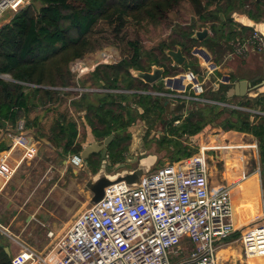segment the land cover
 Instances as JSON below:
<instances>
[{
	"label": "trees",
	"instance_id": "1",
	"mask_svg": "<svg viewBox=\"0 0 264 264\" xmlns=\"http://www.w3.org/2000/svg\"><path fill=\"white\" fill-rule=\"evenodd\" d=\"M38 9L32 5L15 13L8 24L0 28V75H7L11 81L0 78V126L14 123L30 112L29 105L38 101L42 105L55 103L58 92L50 88H69L73 85V76L69 71L72 61L82 59L88 52L96 49L93 32L104 23L112 28L116 39L130 22L169 24V14L183 1H187L200 21L209 24L211 37L202 42L192 39V33L182 32L170 44H161L160 58H151L148 54L147 67L142 64L143 50L138 40L126 42L128 54L114 65H100L91 74L92 85L99 89L132 91V94L84 93L76 107L85 110V121L96 141L114 136L107 149V161L122 163L131 136L126 133L134 121L139 118L152 127L162 122L165 114L163 102L150 95H138L135 92L148 91L150 86L136 79L132 71H148L157 65L164 69L163 78L175 77V69L164 52L176 46L181 47L183 55L193 58L195 47H205L211 55L217 54L215 46L221 41L231 42L235 32L229 31L230 0H35ZM223 15L224 20L220 18ZM166 25V26H167ZM192 29V28H191ZM240 40V39H239ZM122 41V40H121ZM238 40H234L235 43ZM195 54L204 63L209 55L203 50ZM191 65L196 61H190ZM186 67V72H187ZM174 70V71H173ZM193 80L191 75L166 80V85L182 90L186 81ZM21 83L37 87L26 88ZM25 89H28L25 92ZM199 89H197L198 92ZM93 98H89L90 95ZM131 104V105H129ZM132 107H136L133 109ZM140 109V110H139ZM141 111V113H140ZM217 110L213 106L194 109L177 126L172 117L167 124V136L163 138L167 149L173 148L176 158L172 161L192 156L183 145V137H193L208 125H220L223 130H250L248 117L239 112ZM235 117L237 122H233ZM55 129V130H54ZM259 140L260 161L264 164V124L252 128ZM55 131V132H54ZM52 134L54 138L66 141L64 149L68 151L77 137L75 125L64 119L56 122ZM77 151V150H74ZM96 173L100 163V154L96 155ZM92 165V164H91ZM110 166V165H109ZM219 257L228 256L220 252ZM0 264H10L5 252L0 249Z\"/></svg>",
	"mask_w": 264,
	"mask_h": 264
},
{
	"label": "built area",
	"instance_id": "2",
	"mask_svg": "<svg viewBox=\"0 0 264 264\" xmlns=\"http://www.w3.org/2000/svg\"><path fill=\"white\" fill-rule=\"evenodd\" d=\"M23 5L24 0H0V20L6 13ZM251 36L249 45L240 40L233 43V52L245 55L247 46L257 52L264 51L262 38L257 33ZM101 63L103 61L97 58L94 66ZM69 71L77 81L88 67L85 61L75 60L69 64ZM21 85L37 87L26 83ZM50 89L69 91V88ZM77 91L83 92L82 89ZM162 95L173 98L169 94H153ZM192 100L198 101L196 98ZM218 105L230 110L234 108L227 104ZM180 123L181 119L175 120L173 126ZM15 130L23 132L24 123L19 122ZM17 144L22 154L14 166L11 151L0 156V194L19 165L35 155L34 148L25 138ZM81 163L79 156L70 158V164L75 168ZM208 173L204 159L190 157L152 169L140 177L137 186L118 182L105 187L102 199L81 211L50 248L56 262L171 264L169 253L179 257L185 251H181L182 246L188 249L192 245L188 254L175 264H228L227 260L218 257V253L232 244L239 247V256L232 264H251L252 259H264V219L259 226L239 230L234 224L232 188L211 186ZM238 232H241L240 237L233 240ZM0 234L18 247L10 264H50L47 255L35 252L15 239L1 224ZM52 236L53 233L49 232L48 237Z\"/></svg>",
	"mask_w": 264,
	"mask_h": 264
},
{
	"label": "crops",
	"instance_id": "3",
	"mask_svg": "<svg viewBox=\"0 0 264 264\" xmlns=\"http://www.w3.org/2000/svg\"><path fill=\"white\" fill-rule=\"evenodd\" d=\"M221 2L224 3L225 0H221ZM230 4L227 18L231 23L228 29L231 32H235L234 40L240 39L241 42H245L249 45L248 42L252 37L251 35L257 33V35L264 41V0H230ZM11 18L12 16L10 14L3 17L0 20V28L8 24ZM210 36L211 33L206 39H209ZM234 40L231 42L221 41L219 45H216V47L218 46V48H220L216 51L218 53V56L216 55L217 59L212 58L211 54L208 53L205 47L193 48L191 54L194 59L196 57L197 65L189 64L190 61L186 58L184 65L181 67L183 68V73L175 77L163 78L161 86L166 85V80L180 76L191 75L193 80L186 81L182 90L173 89L166 85L169 88L168 94L172 95L173 98L168 97V99L163 96L161 99H168L172 103L184 102L186 104V109L182 115L181 121L192 110L189 106H194V109L213 106L216 107L217 110H225L226 114L233 111L239 112L248 117V124L251 127L250 130H239L235 128L226 131L223 130L220 125H208L203 128L200 132H204V137L200 132L193 136L195 138L194 144L198 145V152L191 156L200 157L207 163L209 168V183L211 186H228L232 188L234 214L239 216L243 207H245L246 211L250 210L252 205L261 197L258 194V184H256L255 180L256 176L252 175V173L249 174L247 169L248 163L244 158L243 152L251 148L259 149V140L254 136L252 128L259 124H264V51L257 52L253 50L251 53L238 55L232 50ZM248 48L250 49V47ZM199 49H203L209 55L207 64L195 54V50ZM101 55L106 56V54H100V56ZM100 56L96 58L94 57L91 61L85 60L88 71L78 79L77 83L73 80L72 87H69V91H67L69 93L57 91V102L42 105L38 101H35L29 105L30 112L28 114L21 116L14 123H4L3 126H0V148L3 147V145L6 147L4 150L0 151V156L3 153L11 151V164L14 166L18 163L22 154V150L17 144L18 142H22V139L25 138L34 148L35 155H37L39 153L40 145L36 141H40L43 143V146H49L55 151V153L57 152L63 157V159H61V165L58 167V171L62 175L55 184H65L66 181H69L70 184H79V181L81 182L80 184H85L89 173L95 172L94 167L97 158L96 155L99 153L90 154L87 159L81 158L82 163L79 168H75L70 164V158L72 156L80 157V154L86 147L93 143L99 145L106 138L99 141L95 140L91 129L87 126L84 118L86 111L80 110L76 107L77 101L84 93H134L132 91L108 90L92 87L91 74L99 66L95 67L94 62L97 58H100ZM169 65L172 66L171 69H175V71L181 69L173 66L172 63ZM187 66L188 68L186 72ZM80 81H89L90 85L88 87H81L79 86ZM77 89H82L84 91L80 94ZM197 89H199L198 92ZM27 90L28 89H25V92ZM135 93L138 95H150L153 98H159L153 96V94L161 93L160 85L157 83L151 85L148 91H139ZM180 96L184 98L182 99ZM89 98L92 99L93 95L91 94ZM193 98L198 99V101H193ZM64 101L66 102L64 103L66 105L62 106L61 103ZM218 104H227L234 108L230 110ZM132 108L136 109V107ZM62 119L66 122L73 123L77 131L75 142L68 151L64 149L66 141H62L59 138L55 139L52 134L56 122ZM237 120L238 119L235 117L233 122H237ZM19 122L24 123V131L21 133H18L15 130ZM143 122L145 123V121L137 118L134 123L128 127L126 133L131 136L133 142L142 139V136H139L136 131L141 124L145 128ZM193 137L185 136L182 139H184V143L186 141L191 144L190 141ZM189 144L186 145L189 147ZM188 147L187 149H189ZM228 161L230 165L226 166ZM24 163H28V161H25ZM259 163L260 165L263 164L260 160ZM117 164L119 163H109L108 166H116ZM22 165L23 162L19 165L16 172L21 169ZM55 166V164L47 166L44 171L45 174H55L57 171ZM70 169L71 173L76 175V177L68 175L69 180H66L65 175L66 173L68 174ZM14 179L12 181H14V183L17 182L18 179ZM3 245L4 242H0V249L3 251L4 249H7L8 251V253L4 251L7 258L11 259V256L18 251L17 248V250L11 254L8 246L3 247ZM220 252H224L228 255L230 253L236 254L233 250L229 252L227 249H223L219 251V253ZM39 253L45 254L46 252ZM10 259H8L9 262Z\"/></svg>",
	"mask_w": 264,
	"mask_h": 264
},
{
	"label": "rangeland",
	"instance_id": "4",
	"mask_svg": "<svg viewBox=\"0 0 264 264\" xmlns=\"http://www.w3.org/2000/svg\"><path fill=\"white\" fill-rule=\"evenodd\" d=\"M29 5H32L35 9L40 7V4L35 0H24V5L22 7L16 11L6 13L4 17L9 14L13 16L15 13ZM168 21L170 23L168 25L166 24L167 26L160 23H142L138 25L135 22L130 21L122 30L121 34L118 35V38L122 41L116 39L112 28L104 23H100L93 32L94 46L96 45L98 47L95 46V50L88 52L82 59L78 60L91 61L94 57L96 58L100 56V54H106L107 56H111V58H108V61H105L100 65H114L120 62V60L128 54L126 42L138 40L144 52L142 56V64L147 67L149 63L147 61V59H149L148 54H150L151 58L159 59L160 56L157 48L163 43L170 44L179 37L180 33L189 31L194 33L200 32L204 29L208 30V35L211 33L209 24L203 23L196 15H194L192 7L187 1H183L176 10L169 14ZM173 49H175V47ZM214 49L217 51L220 48L215 46ZM246 50L247 54L253 51L250 50L248 46L246 47ZM217 54L211 55L212 58L217 59ZM184 56L187 60L189 59V61L192 62L197 60L196 57L195 59H191L186 55ZM100 57L103 58L104 55H101ZM152 66L158 67L155 64ZM165 66L169 69L172 68V66L167 63ZM173 73L181 74L183 73V68L177 69ZM0 77L6 81H10L11 79L7 75H0ZM74 82L77 83L78 80H74ZM79 84L81 87H88L90 82L80 81ZM158 84L161 87L160 81ZM64 103L66 102H62L61 105H66ZM225 116L226 114L223 117ZM171 119L172 117L169 115L163 114L162 122H158L152 127L148 126L146 122H143L145 128L142 124L141 126L139 125L136 133L139 136H142V139L136 142H133L132 140L129 142L128 150L125 153V159H127L128 156H136L139 158L141 157V154L154 155L157 159L153 169L172 162L176 158L175 151L173 148L167 149L165 143H163V138L168 134L167 124ZM181 141H183V145L185 146L189 144V142L187 143L186 141L184 143V139H181ZM36 142L40 145L39 153L33 155V158H31L28 163H23L21 169L15 173L14 177L6 184L0 194V224L6 228L15 239L30 247L35 252H46L45 255L48 256V262L50 264H58L56 262V256L50 248L55 244L58 238L64 234L70 222L90 205L91 194L85 189L84 184H80V181L79 184H70L69 181H66L65 184H55L62 175L59 173L58 167H60L61 159H63V157L57 152L55 153V151L49 146H43V143L40 141ZM5 148V145H3V147L0 148V151ZM188 148L187 151L191 152L192 155L198 152V145L194 144V142L189 144ZM243 154L248 163L247 169L249 174L252 173V175L256 176L255 180L256 184H258V194L261 197L252 205L250 210L246 211L245 207H243L239 216L234 214V224H236L239 230H246L248 228L259 226L264 219V164L260 165L259 163L260 150L258 148H251L243 152ZM53 164L56 165V173L45 174L44 171L46 170V167ZM136 164L137 163L133 164V166ZM228 165H230L229 161L226 166ZM68 175L76 177V175L71 173V169L68 171V174L66 173L65 175L66 180H69ZM14 178L18 179L15 183L12 181ZM232 205H234V202ZM28 217H31V220L26 222ZM49 232L53 233L51 238L48 237ZM240 235L241 232L236 233L233 240H237ZM0 242H4L3 247L8 246L11 254L18 248L10 239L1 235ZM228 247L231 249L226 248L229 252L233 250L236 254L230 253L228 256L220 258L222 260H227L228 264H232L237 260V256H239V247L237 244H232ZM186 248L187 246L185 245L181 247V251H183V249L185 251L179 257L169 253L168 258L170 263L175 264L178 260H182L188 254V250L192 248V245H190L188 249ZM254 264H264V259L258 258Z\"/></svg>",
	"mask_w": 264,
	"mask_h": 264
},
{
	"label": "water",
	"instance_id": "5",
	"mask_svg": "<svg viewBox=\"0 0 264 264\" xmlns=\"http://www.w3.org/2000/svg\"><path fill=\"white\" fill-rule=\"evenodd\" d=\"M220 18L223 20L222 15ZM208 36V30L204 29L200 32H194L192 39L202 42ZM165 56L170 60L172 65L176 67H182L186 61V57L183 55L181 47L176 46L175 49H169L164 52ZM132 75L147 85H154L159 81L162 83L164 76V69L152 66L150 71H132ZM160 92L164 95L169 93V88L166 85L160 87ZM165 115L170 117H178L184 114L186 104L172 103L170 101L163 102ZM203 135L202 132H200ZM199 135V136H201ZM114 136L111 135L103 140L101 144L93 143L86 147L80 154V158L87 159L90 154L99 153L101 163L96 173H89L88 179L84 184L85 189L91 194L90 204H95L100 201L104 195V188L118 183L124 182L128 186H137L141 176L150 173L156 162V156L144 155L137 158L136 156H128L124 162L117 164L116 166L107 165V149ZM191 143L195 142V138H191ZM137 163L135 166L133 164ZM31 217L26 219L29 222ZM8 253L7 249H4Z\"/></svg>",
	"mask_w": 264,
	"mask_h": 264
},
{
	"label": "flooded vegetation",
	"instance_id": "6",
	"mask_svg": "<svg viewBox=\"0 0 264 264\" xmlns=\"http://www.w3.org/2000/svg\"><path fill=\"white\" fill-rule=\"evenodd\" d=\"M104 57H105V58L100 57L101 60H102L103 62L108 61V59H107L108 57H106V56H104ZM151 67H152V66H150V68H151ZM148 71H150V69H149ZM162 96H163V95H162ZM162 96H156V97H159V99H161V98H163ZM161 101L164 102V101H169V100H168V99H165V100H164V99H161ZM193 107H194V106H189V108H191V109H192Z\"/></svg>",
	"mask_w": 264,
	"mask_h": 264
},
{
	"label": "bare ground",
	"instance_id": "7",
	"mask_svg": "<svg viewBox=\"0 0 264 264\" xmlns=\"http://www.w3.org/2000/svg\"><path fill=\"white\" fill-rule=\"evenodd\" d=\"M104 58V57H103ZM232 211H233V217H234V208H232ZM236 226V224H235ZM237 227V226H236ZM257 261V259H252L251 260V264H254L255 262Z\"/></svg>",
	"mask_w": 264,
	"mask_h": 264
}]
</instances>
